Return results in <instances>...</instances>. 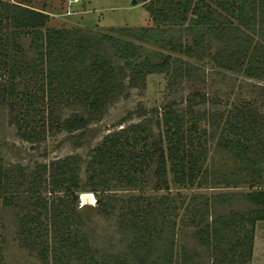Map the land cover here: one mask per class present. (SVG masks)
Returning <instances> with one entry per match:
<instances>
[{
  "label": "trees",
  "instance_id": "trees-1",
  "mask_svg": "<svg viewBox=\"0 0 264 264\" xmlns=\"http://www.w3.org/2000/svg\"><path fill=\"white\" fill-rule=\"evenodd\" d=\"M23 1L29 0H0V97L9 107L17 133L31 141H42L49 134L86 126L101 115L109 99L122 90L123 82L109 53L100 48L104 39L112 41L115 53L124 60L132 80L143 82L147 73L165 70L170 54L133 39L159 45L158 35L171 30L167 26H185L184 31L191 35L192 46L196 47L213 27L217 32L223 30L214 18L217 8H209L205 0H159L167 9L156 3L158 0H149L148 8L157 26L130 28L127 35L133 39L107 33L85 34L79 29L43 30L48 13L23 5ZM232 1L219 0L217 7H228L237 19L238 23L232 27L235 32L241 31L243 26L259 35V39L253 40L249 33H244L246 40L240 48L231 49L238 54L233 63L246 75L258 77L264 73V0ZM164 25L167 28H163ZM19 29L31 35L33 48L38 52L36 57L23 60L19 56L23 51L16 40ZM195 32L197 34H193ZM10 45L15 49L12 55ZM192 46L184 45L189 55L194 51ZM21 78L24 87L18 88ZM68 106L69 111L65 112L63 109ZM186 112L177 113L175 108L164 107L158 119V134L149 118L129 122L106 134L91 149L86 163V180L91 190L107 188L112 182L123 187L140 185L153 165L156 180L163 185H168V173H172L177 183L193 182L201 173L198 181L206 183L208 171L202 170V165L207 154L204 138L207 129L198 124L202 118L200 112L192 108ZM228 112L225 133L220 134L218 144L235 155L237 171L244 180L248 179L250 186L244 193L245 199L254 207L218 216L211 227H206V232L210 234L208 244L214 252L226 251L222 261H229L223 264H245L252 255L255 222L264 219V147L260 138L264 137L260 125L264 122V112L246 105L233 107ZM79 169L76 153L39 164L31 173L35 181L21 191L22 182L13 179L0 165V202L15 203L20 209L17 227L25 245L34 249L43 263L50 264H70L74 259L76 264H172L173 250L170 245L165 247L166 243H159L165 247L162 254H147L149 241H153L155 233L161 239L168 220L163 219L154 230L152 227L157 220L140 205L138 196L132 197L137 206L128 223L137 231L134 239L139 244L133 240L128 245L129 250L114 255L112 262L98 260L84 230L82 215L76 208ZM214 173L209 180L218 182ZM223 181L228 182L226 178ZM44 190L50 195H45ZM151 221L155 224H147ZM176 264L186 263L183 260Z\"/></svg>",
  "mask_w": 264,
  "mask_h": 264
},
{
  "label": "rangeland",
  "instance_id": "rangeland-1",
  "mask_svg": "<svg viewBox=\"0 0 264 264\" xmlns=\"http://www.w3.org/2000/svg\"><path fill=\"white\" fill-rule=\"evenodd\" d=\"M205 1L209 3V8H217L214 18L223 30L217 32L213 27L196 47L192 46L191 35L184 31L185 26H167L171 30L158 35L159 45L128 36L130 28L157 26L148 8L149 0L22 2L23 5L48 13L43 30L69 28L79 29L85 34L107 33L133 39L170 54V62L164 71L149 72L143 82H136L132 80L124 60L115 53L112 41L104 39L100 48L109 53L111 63L116 67L123 82L122 90L109 99L104 112L86 126L49 134L42 141L26 140L17 133V127L10 119L9 107L0 97V165L8 170L13 179L22 182L19 190H25L35 181L31 176L35 166L69 154L78 155L80 186L77 189L79 199L76 208L82 215L88 241L99 261L112 262L114 255L129 250L128 245L133 240V243L139 244L135 240L137 231L128 223L131 212L137 206L133 196L140 197V205L147 208L151 218H156V225H153L155 221L147 223H152L154 230L161 225L163 219L168 220L161 233V239L155 233L153 241H149L147 254L157 256L163 252V248L170 245L173 250L172 264H176V261L183 263V260L186 264L228 262V259L222 261L226 251L214 252L212 245L208 244L210 234L206 232V227H211L212 221L218 216L254 207L244 196L250 189L246 181L248 179L245 177L244 180L237 171L238 161L235 155L220 146L218 140L224 132L225 119L231 108L246 105L258 112H264V73L253 77L238 70L237 63H233L238 54L231 51L232 48H240L244 43V33H249L253 40L259 39V35L243 26V31L235 32L232 27L238 21L228 11V7L218 8L219 0ZM156 3L161 4L159 0ZM258 26L257 23L256 28ZM167 27L164 25L163 28ZM16 34V40L23 48L19 56L23 60L36 57L38 52L33 48L31 35L27 30L19 29ZM188 44L194 48L190 55L184 48V45ZM9 50L11 55L15 53L12 45ZM230 64L234 67L230 68ZM22 87L24 81L21 78L18 88ZM166 106L175 108L177 113H187L188 108H192L202 114L198 124L207 129L204 137L207 154L202 170L207 169L208 181L199 183L201 173H198L193 182L177 183L173 180L172 173H168V185H163L157 182L153 165L147 170L146 179L140 185L123 187L112 182L107 188L91 190L86 180V163L91 149L100 143L106 134L141 118H149L158 134V119ZM69 108L70 106L63 110L68 112ZM260 125L264 132V122ZM260 138L264 147L263 135ZM214 172L218 182L209 180ZM23 174L26 176L22 177ZM46 175L47 172H44L43 176ZM225 178L228 182L223 181ZM44 191L45 195H50L47 190ZM84 193L88 195L83 196ZM130 198L132 199L129 200ZM17 211L21 212L15 203L4 205L0 202V264H50L43 263L37 252L25 245L18 232ZM160 242L167 245L161 247ZM184 252L186 254L183 258ZM76 262L74 259L70 264ZM245 264H264V219L255 222L252 255Z\"/></svg>",
  "mask_w": 264,
  "mask_h": 264
},
{
  "label": "water",
  "instance_id": "water-1",
  "mask_svg": "<svg viewBox=\"0 0 264 264\" xmlns=\"http://www.w3.org/2000/svg\"><path fill=\"white\" fill-rule=\"evenodd\" d=\"M134 2H136V0H133Z\"/></svg>",
  "mask_w": 264,
  "mask_h": 264
}]
</instances>
